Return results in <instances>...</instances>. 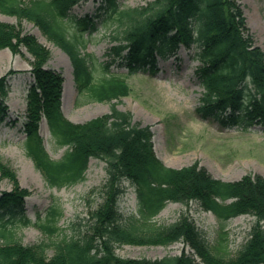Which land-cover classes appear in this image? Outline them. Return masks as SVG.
<instances>
[{"label": "trees", "instance_id": "1", "mask_svg": "<svg viewBox=\"0 0 264 264\" xmlns=\"http://www.w3.org/2000/svg\"><path fill=\"white\" fill-rule=\"evenodd\" d=\"M85 1L0 0V13L32 23L67 55L76 90L85 101L111 103L128 95L124 78L111 74V65L129 73L154 74L158 58L178 59L184 49L199 63L195 76L204 92L196 109L198 117L224 130L258 127L264 133V52L254 45L238 0H153L139 8H121L117 0H93L96 18L71 15L73 7ZM98 21L114 28L109 63H98L95 56L81 52L85 35L97 30ZM21 47L33 58L20 124L27 157L51 188L83 181L91 159L105 163L106 177L99 189L102 203L89 215L85 229L69 239L52 241V255L47 257L48 244L26 246L15 237V223H29L24 206L30 194L19 187L0 158V175L13 184L11 191L0 192V264H264L263 177L247 174L228 182L212 177L198 163L167 167L154 153L150 127L134 122L130 112L114 104L107 114L72 123L61 111L62 76L46 68L49 51L32 35L0 22V50L18 54ZM8 74L0 77V126L9 115L3 101ZM42 121L53 145L65 148L57 161L50 158L39 135ZM125 184L134 189L136 198V209L128 216L118 206ZM168 203H195L221 225L241 215L251 216L249 238L229 258L228 234L222 227L211 244L185 214L170 224H157L155 217ZM61 215L58 207L50 206L44 221L37 224L42 234L56 236ZM178 242L190 252L158 260H123L115 254V247L122 245Z\"/></svg>", "mask_w": 264, "mask_h": 264}, {"label": "rangeland", "instance_id": "2", "mask_svg": "<svg viewBox=\"0 0 264 264\" xmlns=\"http://www.w3.org/2000/svg\"><path fill=\"white\" fill-rule=\"evenodd\" d=\"M28 1V0H26ZM153 0H117L121 8H139L147 6ZM254 45L264 52V0H238ZM97 3L93 0L81 2L73 7L71 15L80 18L86 14L96 18ZM0 22L21 29L32 35L50 54L46 68L62 76L61 111L65 118L74 119L75 124L109 113L114 104L123 112H130L134 122L149 126L152 132V145L156 157L167 167L180 169L198 163L214 178L222 181H237L247 174L264 178V133L258 127L243 131L241 128L224 130L208 121L201 120L196 109L199 106L202 87L195 76L197 61L189 53L180 49L176 57L157 59V70L129 73L125 68L110 66V73L124 78L128 95L111 103L85 101V95L76 90L72 66L67 55L49 42L32 23L0 13ZM98 21L97 30L85 35L83 54L95 56L98 63H109L108 50L115 45L112 42L113 30L109 22ZM73 30V25L67 26ZM33 58L21 47L18 54L8 49L0 50V77L8 74V94L3 101L8 106L9 115L0 126V158L3 164L15 174L19 187L26 189L29 196L25 200L24 218L28 224L19 221L13 226L16 239L26 246L40 243L48 244L46 256L52 255L51 242L77 236L85 229L89 215L102 203L99 189L104 183L105 163L91 159L84 180L60 189L51 188L27 157L22 145L26 109V95L32 78ZM99 71L96 72L98 77ZM70 120V119H69ZM16 124V125H15ZM39 135L52 160H59L65 148L53 145L45 121L39 124ZM13 189L11 181L0 175V192ZM50 206L58 207L62 215L58 220V232L48 238L37 227L44 221ZM119 210L128 216L136 209L135 192L125 184V193L121 196ZM185 214L195 224L197 230L211 243L215 244L218 232L228 234V257L236 256L237 251L249 238V230L254 219L248 215L235 217L221 225L215 216L203 211L197 204L187 206L168 203L155 217L159 225L175 222ZM264 225V224H263ZM189 253L187 247L178 242L169 246L122 245L115 247V254L123 260H158L166 256H178L181 251Z\"/></svg>", "mask_w": 264, "mask_h": 264}, {"label": "bare ground", "instance_id": "3", "mask_svg": "<svg viewBox=\"0 0 264 264\" xmlns=\"http://www.w3.org/2000/svg\"><path fill=\"white\" fill-rule=\"evenodd\" d=\"M70 119V121H75L74 119H71V118H69Z\"/></svg>", "mask_w": 264, "mask_h": 264}]
</instances>
